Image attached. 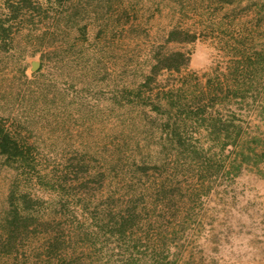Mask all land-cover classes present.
I'll return each mask as SVG.
<instances>
[{
    "label": "rangeland",
    "instance_id": "374dc122",
    "mask_svg": "<svg viewBox=\"0 0 264 264\" xmlns=\"http://www.w3.org/2000/svg\"><path fill=\"white\" fill-rule=\"evenodd\" d=\"M33 2L14 22L11 49L0 50V118L33 157L32 168L16 169L0 156V223L12 189L42 202L40 219H53L11 254L0 249V264H60L46 256L48 234L64 240L61 250L79 264H154L156 229L175 264H264V162L208 183L164 125L176 120L186 131L181 141L208 146L198 123L177 117L204 101L210 77L226 97L215 101V115L243 128L241 144L222 157L264 147V70L239 76L231 63L240 53L264 52V0ZM173 29L196 39L167 42ZM171 51L190 53L187 68L160 73L150 91L129 93L156 54ZM236 78L244 101L233 98ZM157 102L169 113L158 114ZM162 183L166 190L157 194ZM107 206H146L143 226L119 237L116 216L102 214Z\"/></svg>",
    "mask_w": 264,
    "mask_h": 264
},
{
    "label": "trees",
    "instance_id": "16d2710c",
    "mask_svg": "<svg viewBox=\"0 0 264 264\" xmlns=\"http://www.w3.org/2000/svg\"><path fill=\"white\" fill-rule=\"evenodd\" d=\"M6 14L0 16V50L9 51L11 48V38L10 34L14 22L19 20L25 13L30 12V10L35 9L33 0H2ZM56 3H61L63 0H52ZM230 3V0H227ZM261 6H264L262 3ZM262 8V7H261ZM196 39L194 33H189L188 31L173 29L168 33L166 39L167 42L175 41L180 43H191ZM190 53L182 51H171V52H158L154 59L153 64L150 67L148 74L145 76L144 80L139 85L136 91L131 90L129 93L136 95L147 89L151 90V84L157 81V77L162 72H181L186 69L190 61ZM240 59H233L231 61L234 73H238L239 76L244 74V71H248V74H257L264 70V52L263 50H255L251 56H245L240 53ZM242 82L236 78V85H234L233 98L239 101H244L245 96L239 95V86ZM229 87V86H227ZM215 84L209 77L206 81L204 90L200 92L201 96H204V101L202 98L197 99L191 108H183L180 112L184 114V118L180 121L185 122L190 120L194 123H198L203 130L204 138L207 140L206 147H203L199 142L198 144L187 143L185 144L181 140H186L183 138V133L186 131H181L180 126L176 120L170 125L169 122L164 125L171 129V134L173 135V143L177 147H183L186 151L191 165H195L196 172L199 173L201 177H205L208 183L215 181L222 173L225 175L232 174L236 177L246 165H258L264 162V147L261 150H256L255 147L248 146L247 153L243 150H239L238 155L232 160L226 157H222L225 150H229V154L233 153L237 146L241 144L242 139V125L235 123L232 120H223L216 116L215 101L221 100L225 96H222L221 84H219L218 92L215 89ZM226 98V97H225ZM207 99V101L205 100ZM249 99V97H248ZM173 103V96H170L167 102ZM255 101V100H254ZM211 102V103H209ZM219 103V102H218ZM222 103V102H220ZM249 103V102H248ZM184 104H179L178 107H183ZM153 109L158 113H169V110L164 108L160 102L152 104ZM181 108H178L180 110ZM170 120V116L167 114V119ZM190 137V136H189ZM192 138V136L190 137ZM253 142H259L260 138L254 136L251 138ZM0 156L4 159V162L16 169H26L32 168V146L23 138L20 137L17 132L12 130L9 126L5 124L3 119L0 118ZM228 159V160H226ZM230 169L224 172L226 168ZM204 173V174H202ZM206 174V175H205ZM201 188L205 186L203 182L201 183ZM166 190L164 183L160 184V187L156 190L157 194L162 193ZM155 196V195H154ZM152 195V197L154 198ZM165 200L169 202L170 197H165ZM162 201V202H163ZM166 202V203H167ZM41 201L32 198L26 192H19L17 189H12L8 197V205L5 210V214L0 223V249L7 250V254H11L13 249H15V244L17 241H23L24 237H27L29 233H34L38 226H48L49 221L52 219L45 220L40 219L38 216V208L41 205ZM152 204V202H151ZM166 205V204H165ZM120 206L105 207L102 210L103 216H109L110 219L115 220V226H113L114 234L119 237L124 236L126 232L131 230L133 226H143V218H141L142 213L147 209L144 208L136 211L134 208L122 209ZM50 216V214H49ZM140 219V220H139ZM158 221V218L156 222ZM155 222V221H154ZM34 223V224H33ZM35 225V226H32ZM106 226V224H104ZM32 227V230L31 228ZM35 227V228H34ZM113 233V232H111ZM47 235L46 240V256L49 258H54L57 263L60 264H79L78 256L73 254H68L61 248L65 245L64 240L55 235ZM163 234L162 230L156 229L155 232V245L152 246V255L155 256L154 264H175L174 260L169 258V253L166 250V244L162 242ZM162 242V243H161ZM133 260L129 258L125 264H133Z\"/></svg>",
    "mask_w": 264,
    "mask_h": 264
},
{
    "label": "water",
    "instance_id": "95a60500",
    "mask_svg": "<svg viewBox=\"0 0 264 264\" xmlns=\"http://www.w3.org/2000/svg\"><path fill=\"white\" fill-rule=\"evenodd\" d=\"M37 66H38V65H37L36 62H33V63H32V67H33V69H35Z\"/></svg>",
    "mask_w": 264,
    "mask_h": 264
}]
</instances>
